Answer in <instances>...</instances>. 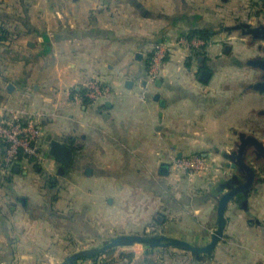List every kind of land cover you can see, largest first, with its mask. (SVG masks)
<instances>
[{
	"label": "crops",
	"instance_id": "obj_1",
	"mask_svg": "<svg viewBox=\"0 0 264 264\" xmlns=\"http://www.w3.org/2000/svg\"><path fill=\"white\" fill-rule=\"evenodd\" d=\"M237 4L0 0V24L10 32L7 39L17 40L0 44V114L6 107L41 112L44 154L41 162L22 158L7 166L0 140V264H62L67 249L71 255L72 247L89 241L99 249L114 231L163 232L197 247L210 243L218 198L244 182L231 165L238 134L258 131L264 141V127L255 126L264 125V115L254 120L241 106L247 79L255 83L261 71L241 69V49L230 48L238 33L232 27L245 11ZM196 27H211L213 35L201 54L192 55L176 41ZM159 43L169 44L170 52L151 81L147 61ZM257 46L264 51V41ZM91 82L108 86L110 95L84 101L77 91ZM50 139L72 148L67 168L48 155ZM191 154L206 158L207 173L188 178L173 170V158ZM251 157L248 148L245 160ZM261 172L227 203L223 235L211 252L194 258L172 247L166 258L264 264ZM119 246L118 253H133V259L116 257L117 264H132L150 248Z\"/></svg>",
	"mask_w": 264,
	"mask_h": 264
},
{
	"label": "water",
	"instance_id": "obj_2",
	"mask_svg": "<svg viewBox=\"0 0 264 264\" xmlns=\"http://www.w3.org/2000/svg\"><path fill=\"white\" fill-rule=\"evenodd\" d=\"M233 29H240L244 34H250L253 39L264 41V25L252 26L250 23H240L232 27ZM140 55H136L139 57ZM249 64L259 69L261 73V79L252 84V86L259 92H264V57L255 58L249 61ZM208 72L203 71L202 77L205 78ZM264 112V111H263ZM251 149L253 161H261V170L264 172V141L255 135L239 133L237 150L234 154L235 162L231 165L237 167V169L243 173L244 182L236 186H231L229 189L221 194L217 200V227L212 235L211 241L208 245L203 247L193 246L190 243L175 238H158L148 237L143 235H123L116 239H113L109 243L105 244L99 249H106L109 247L131 244L139 242L150 246H180L193 253H209L216 244L220 241L223 235V229L225 226L224 212L227 203L234 199V197L240 192L246 193L252 186L256 177V169L250 163L245 160V153L247 149ZM48 155L51 156L56 162H58L63 168H67L73 158V151L66 143L56 139H50L48 141ZM163 240V241H162ZM165 241V242H164ZM83 251L70 255L62 264H69V262L82 254Z\"/></svg>",
	"mask_w": 264,
	"mask_h": 264
},
{
	"label": "built area",
	"instance_id": "obj_3",
	"mask_svg": "<svg viewBox=\"0 0 264 264\" xmlns=\"http://www.w3.org/2000/svg\"><path fill=\"white\" fill-rule=\"evenodd\" d=\"M177 44L188 47H199L205 44L204 40L180 37ZM170 45L159 43L155 45L153 55L149 64V79L153 81L165 58L170 52ZM110 95V88L99 82H91L85 88L84 96L89 100H102ZM81 97V96H80ZM43 114L27 111L25 107L4 108L0 114V140L5 144L4 162L9 166L19 161V154L22 153L31 157L35 162H41L44 154L40 151L38 142L42 132L39 125V118ZM173 170L182 172L188 178L199 176L209 171V164L205 157L191 154L180 158L172 159Z\"/></svg>",
	"mask_w": 264,
	"mask_h": 264
},
{
	"label": "rangeland",
	"instance_id": "obj_4",
	"mask_svg": "<svg viewBox=\"0 0 264 264\" xmlns=\"http://www.w3.org/2000/svg\"><path fill=\"white\" fill-rule=\"evenodd\" d=\"M237 1H238L237 5H238L240 11L242 9L245 10V11H241L239 14L238 24L248 21L252 26H257V25H261V24L264 25V11L262 10L263 8L260 6V3H261L260 0H237ZM257 11H260V12H257ZM233 23L235 24L237 22H233ZM233 33H234L233 35H234L235 39H234V43L231 44L233 46H230V48H233L236 51L238 49H241V51L236 52L239 56L238 57L236 55L239 59L238 63H239L240 68L244 69L248 73L250 72L251 69H257L256 67L250 65L249 61L252 59L261 58L264 56V51L262 49L260 50L259 47L257 46V44H261L262 41L253 39V37L250 34H244L240 31V29H238V33H235V32H233ZM225 35H226V33H225ZM239 37L242 38V40H240ZM15 41H17V40H15V37H14V39H10V40L8 39L5 42L0 41V44L2 43L4 47H9V45L11 46V44H14ZM258 41H261V42H258ZM224 45H222L223 48L229 44H226L225 46ZM251 46H254V48L255 47L256 48L253 49ZM244 49H245V53L242 51ZM257 53H259L260 55L258 56ZM241 74H242V72H241ZM260 79H261V76H260L259 80ZM247 81H248V84H247L246 88H248V89H247L246 95L243 97V103L241 104V106H242V109H244V110H246V109L252 110V114L250 115V117L252 119L256 120L258 117H260L259 115H264V112H263L264 111V97H262V94L264 95V92H259L252 86V84L254 83L253 79H247ZM242 112H244V111H242ZM260 112H263V114H260ZM257 124L258 123H255L256 127H258V126L260 128L264 127V125H259V124L257 125ZM254 134L256 137H258L260 139L262 138V135L260 132L255 131ZM263 138H264V136H263ZM250 164H252L254 166V168L256 169V175H258V176L262 175V172H261L262 170L260 168V162L259 161H253V159L251 157ZM146 202H147V204H150L152 202V200H146L145 203ZM18 206H19V204H18ZM102 207H103V204H102V206H100V208H102ZM149 218L150 217L145 218L144 220H146V222H148V223L153 222L154 218H152V217H151V219H149ZM95 219H98L99 222H101V223L104 221L101 216L96 217ZM98 234H100V235L105 234L104 228L100 229V233H98ZM120 234L122 236L125 234V235H143V236H148V237H158V238H163V240H164V238H168L166 236V234H164L163 232L142 231V232H136V233L135 232L134 233H122V232L114 231L108 235H105V237H107V238L105 239V241H103V242H105L104 244H107L110 241H112L113 239L120 237L121 236ZM169 238H171V237H169ZM98 242L99 241L97 240V242H95V243H98ZM103 242H102V244H103ZM134 243H139V242H134ZM91 244H92L91 241H89L88 244H84V245H83V242H81L80 245L78 243L79 247H72L73 249H72L71 255H73L75 253H79L81 251L90 252L94 249H98L97 248L98 244H96L95 246H93ZM81 246H84L85 248H82ZM114 247H115L114 249H115L116 253H118L120 246L119 247L114 246ZM69 252L70 251H68V249H67L65 254H64V260H66L70 256ZM166 253H163L161 255V257H160L161 261H159L158 264H176L177 262L174 260V258L171 259L168 256L166 258V255H167ZM180 263L184 264V263H182V260H180Z\"/></svg>",
	"mask_w": 264,
	"mask_h": 264
},
{
	"label": "trees",
	"instance_id": "obj_5",
	"mask_svg": "<svg viewBox=\"0 0 264 264\" xmlns=\"http://www.w3.org/2000/svg\"><path fill=\"white\" fill-rule=\"evenodd\" d=\"M260 6L263 8L264 11V0H260ZM260 12V11H257ZM10 32L8 29L0 24V41L5 42L8 39ZM213 35V30L211 27H196L186 30L182 37H185L189 41L192 39H201L205 41V44L210 42V39ZM205 45L199 46V47H190L191 54H201L202 51H204ZM153 55V52H151V55L147 61L148 67L150 64L151 56ZM191 56V55H190ZM189 60V58H188ZM75 91V90H74ZM76 92V91H75ZM80 93L81 98H83L84 101H88L89 99L84 96L85 90H79L77 91ZM4 146V153H5V144ZM29 159L34 162V159L31 157H27L26 155L20 153L18 159ZM4 161V159H3ZM172 247L181 248L186 253L191 254L194 258H198L202 255V253H193L189 251L188 249H185L180 246H150L144 253L141 258H138L137 260H134L132 264H157L160 260V256L170 250ZM115 247H109L104 250L102 249H94L90 252L83 251L82 254L78 255L77 257L73 258L69 264H79L84 261H90L92 264H117L118 260L116 257L121 259H126L128 261H132L133 259V253H118L115 254ZM128 263V262H127Z\"/></svg>",
	"mask_w": 264,
	"mask_h": 264
},
{
	"label": "flooded vegetation",
	"instance_id": "obj_6",
	"mask_svg": "<svg viewBox=\"0 0 264 264\" xmlns=\"http://www.w3.org/2000/svg\"><path fill=\"white\" fill-rule=\"evenodd\" d=\"M262 73V72H261ZM260 162V167H261V161H259Z\"/></svg>",
	"mask_w": 264,
	"mask_h": 264
}]
</instances>
